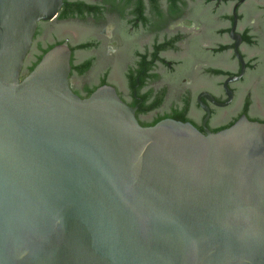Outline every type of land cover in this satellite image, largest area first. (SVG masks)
<instances>
[{
    "label": "water",
    "instance_id": "95a60500",
    "mask_svg": "<svg viewBox=\"0 0 264 264\" xmlns=\"http://www.w3.org/2000/svg\"><path fill=\"white\" fill-rule=\"evenodd\" d=\"M233 262L264 264V0H0V264Z\"/></svg>",
    "mask_w": 264,
    "mask_h": 264
}]
</instances>
